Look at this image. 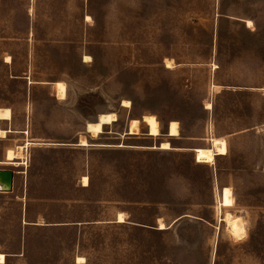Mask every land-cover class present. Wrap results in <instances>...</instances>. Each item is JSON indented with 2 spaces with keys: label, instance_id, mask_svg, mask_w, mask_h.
Returning a JSON list of instances; mask_svg holds the SVG:
<instances>
[{
  "label": "rangeland",
  "instance_id": "obj_1",
  "mask_svg": "<svg viewBox=\"0 0 264 264\" xmlns=\"http://www.w3.org/2000/svg\"><path fill=\"white\" fill-rule=\"evenodd\" d=\"M0 109L5 264H264V0H0Z\"/></svg>",
  "mask_w": 264,
  "mask_h": 264
},
{
  "label": "bare ground",
  "instance_id": "obj_2",
  "mask_svg": "<svg viewBox=\"0 0 264 264\" xmlns=\"http://www.w3.org/2000/svg\"><path fill=\"white\" fill-rule=\"evenodd\" d=\"M91 18L88 17L87 21H90ZM249 26H252V23L249 22ZM90 58L86 56V61H89ZM10 58H7V63H10ZM167 68H172L173 63L168 60L166 64ZM55 92L56 96L60 100H65L67 97V86L64 82H57L55 83ZM124 107L130 108L131 104L130 102L126 101L124 102ZM206 109L211 110L212 105L210 103L206 104ZM12 120V114L11 110L9 109H0V138L1 139H6L8 137V134H12V131H6L2 128V123L3 122H9ZM116 122V116L114 114H107V115H101L99 118V122L93 123V124H88L87 125V131L93 137H98L101 135L104 131V126H109L113 125V123ZM143 123L148 128L149 136L153 138H157L160 136V126L159 122L156 119L155 116H145L143 118ZM141 128H140V122L138 120H131L129 123V129H128V134L130 135H140ZM15 134V133H14ZM180 136L179 133V125L177 122H171L169 124L168 128V137L170 138H177ZM31 144L28 142L26 146H20L17 147L15 150L9 149L7 150V157L8 161L5 163L8 166H14L18 167L21 164H19L17 161L23 160L24 159V151L30 146ZM80 146L82 147H87L88 142L86 139L82 138L80 141ZM170 144L165 142L161 144V150H170ZM196 154V161L199 164H212L215 162V154L214 150L211 149H196L195 150ZM13 159V160H12ZM83 183L84 186H88L89 180L87 177L83 178ZM222 194L220 195V201L219 205L221 208H226L230 209L234 207V199H233V193L230 188H223ZM222 210V209H221ZM229 211V210H228ZM119 223H124V218L123 215L119 216ZM227 224L230 228L231 233L235 238H241L242 235L245 233V229L243 228V225L241 223V220L239 218L232 219L231 215H228L227 219ZM239 241V240H238ZM6 258L4 255H0V264H5ZM85 260L83 258H78V263H83Z\"/></svg>",
  "mask_w": 264,
  "mask_h": 264
},
{
  "label": "water",
  "instance_id": "obj_3",
  "mask_svg": "<svg viewBox=\"0 0 264 264\" xmlns=\"http://www.w3.org/2000/svg\"><path fill=\"white\" fill-rule=\"evenodd\" d=\"M14 175L13 170H0V193H11L13 191Z\"/></svg>",
  "mask_w": 264,
  "mask_h": 264
},
{
  "label": "crops",
  "instance_id": "obj_4",
  "mask_svg": "<svg viewBox=\"0 0 264 264\" xmlns=\"http://www.w3.org/2000/svg\"><path fill=\"white\" fill-rule=\"evenodd\" d=\"M88 18V17H87ZM4 123V122H3ZM171 123V122H170ZM218 157H220V156H218ZM12 167H14V166H12ZM8 170H11V169H8ZM14 171V170H13ZM15 172V171H14ZM16 174V173H15ZM14 184H15V175H14V180H13V189H14ZM85 187H87V186H85ZM1 194H6V193H1Z\"/></svg>",
  "mask_w": 264,
  "mask_h": 264
}]
</instances>
